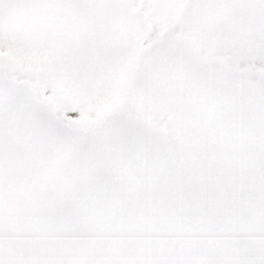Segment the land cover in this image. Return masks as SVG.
<instances>
[{"label": "snow or ice", "instance_id": "1", "mask_svg": "<svg viewBox=\"0 0 264 264\" xmlns=\"http://www.w3.org/2000/svg\"><path fill=\"white\" fill-rule=\"evenodd\" d=\"M0 264H264V0H0Z\"/></svg>", "mask_w": 264, "mask_h": 264}]
</instances>
